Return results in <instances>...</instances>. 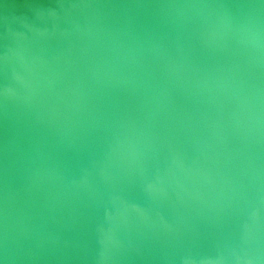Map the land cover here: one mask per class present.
<instances>
[{
	"label": "water",
	"instance_id": "1",
	"mask_svg": "<svg viewBox=\"0 0 264 264\" xmlns=\"http://www.w3.org/2000/svg\"><path fill=\"white\" fill-rule=\"evenodd\" d=\"M0 264H264V0H0Z\"/></svg>",
	"mask_w": 264,
	"mask_h": 264
}]
</instances>
